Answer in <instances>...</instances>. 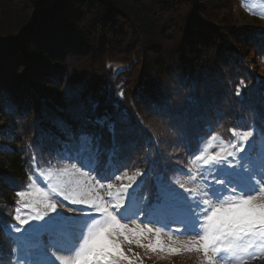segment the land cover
Masks as SVG:
<instances>
[{
    "label": "trees",
    "instance_id": "trees-1",
    "mask_svg": "<svg viewBox=\"0 0 264 264\" xmlns=\"http://www.w3.org/2000/svg\"><path fill=\"white\" fill-rule=\"evenodd\" d=\"M261 61L264 27L238 25L236 0H0V264L17 193L84 134L145 195L214 137H264Z\"/></svg>",
    "mask_w": 264,
    "mask_h": 264
},
{
    "label": "snow or ice",
    "instance_id": "snow-or-ice-1",
    "mask_svg": "<svg viewBox=\"0 0 264 264\" xmlns=\"http://www.w3.org/2000/svg\"><path fill=\"white\" fill-rule=\"evenodd\" d=\"M233 135H236L235 131ZM253 135L252 130L242 132L240 140L247 142ZM81 140L86 142V146L82 143L80 147L67 151L59 157L69 161L62 169L64 174L76 173L81 177L76 181L80 191L68 194L53 187L52 192L72 205L83 206L69 209V212H84L93 222L87 228V235L83 237L82 245L74 257H58L60 264H121L122 261L134 264V261L121 250L119 243L121 237L127 242L135 240L139 246L144 247L145 245L140 244V240L154 233L155 244L149 243L146 247L152 251L157 249L164 251L160 241L161 229L157 227L154 230L151 226L154 220L178 222L184 226V230L195 232L194 238L188 241V250H202L206 264H218L217 258L222 252L241 251L238 241L243 238L264 237V185L260 186L257 194L247 193L238 187L243 172L242 170L230 173L226 171L234 167L230 162L234 157L229 153L225 158L224 148L208 155L207 159L204 157L201 159L205 165H216L221 173L211 175L210 181L224 188L227 186L230 190L235 189L233 193L239 192V194L230 195L222 203L213 204L211 198H206L212 195L211 191H205L202 196L194 195L193 189L181 185L176 187L163 176L157 178L150 192L145 195L139 191L140 184L137 183V177L143 175L141 172L132 176H127L125 173L127 183L119 185L107 183L105 186L102 181L112 178L123 180L124 177L109 173L100 165L99 148L92 146L91 137L84 134ZM244 150V146L239 149L240 152ZM90 171L96 173L91 179L88 178ZM205 183L208 184V181ZM99 189H105L106 195L110 198L108 201L96 194ZM35 191L42 199L39 205L32 206L34 214L22 218L17 211L12 217L15 222L14 231L17 233L33 221H43L58 209L60 201L49 196L42 188H36ZM17 195L23 199L29 194L20 191ZM194 197H200L199 201L197 202ZM201 229L202 232L199 231ZM167 250L173 253L178 251L175 248Z\"/></svg>",
    "mask_w": 264,
    "mask_h": 264
},
{
    "label": "rangeland",
    "instance_id": "rangeland-1",
    "mask_svg": "<svg viewBox=\"0 0 264 264\" xmlns=\"http://www.w3.org/2000/svg\"><path fill=\"white\" fill-rule=\"evenodd\" d=\"M236 19L238 25L242 27L248 25L264 27V0H236ZM256 67L258 75L264 78V61L258 62ZM251 130L254 131V135L247 142L240 140V134L246 132L240 130L235 131L236 135L231 142H225L218 137L209 140L203 145L202 151L198 155L189 159L187 172L177 174L171 180L173 185L193 189L194 195L198 196H202L205 191H211L212 195L206 198H211L213 204L222 203L230 195H238L239 192L233 193L235 189L230 190L227 186L224 188L210 181L211 175H220L221 173L216 165H205L201 159V157L207 159L208 155L224 148L226 150L225 158L229 153L233 154L234 157L230 160L234 167L226 171L230 173L242 170L243 175L240 176L238 187L247 193L257 194L260 186L264 185V137L257 138L256 130ZM83 143L86 146V142L83 141ZM8 145L13 146V143L8 142ZM242 146L245 147L244 152L239 151ZM59 157L49 160L46 167L36 170L35 175L32 176L31 184L25 191L29 195L21 199L18 208L22 218L34 214L32 206L39 205L42 199L35 190L42 188L49 196L60 201L57 211L43 221H33L26 225L19 233L14 231V224L7 227L18 245L13 264H60L58 257H74L82 245L83 237L87 235V228L93 222L84 212H69V209L83 206L72 205L69 201L63 200L62 197L56 196L52 192L53 187L57 191L68 194L80 191L76 181L81 177L76 173L64 174L62 169L69 161ZM81 171H85V169H81ZM125 173L127 176L134 175ZM125 173L120 174L121 177H124L123 180L112 178L102 182L105 186L107 183L115 185L127 183ZM95 175V172H88L89 179ZM206 181L208 184L205 183ZM180 191H184V189H180ZM96 194L102 196L105 201L110 199L106 195L105 189H99ZM194 199L198 202L200 197H194ZM98 219L102 220L103 218L98 217ZM129 226L131 227V225ZM151 226L154 230L157 227L161 229L160 241L164 251L159 249L152 251L146 247L149 243L155 244L156 236L154 233L140 240V244L145 245L144 247L139 246L135 240L127 242L123 237L119 240L121 250L129 259L134 261V264H206L202 250H188V241L194 238L195 232L186 231L181 223L173 221L154 220ZM199 231L202 232V229ZM238 243L242 250L236 253H220L217 258L218 264H264V237L250 236L243 238ZM168 248H175L178 251L169 252ZM121 264H127V261H122Z\"/></svg>",
    "mask_w": 264,
    "mask_h": 264
}]
</instances>
